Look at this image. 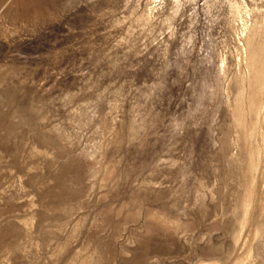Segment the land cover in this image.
<instances>
[{
    "label": "rangeland",
    "instance_id": "obj_1",
    "mask_svg": "<svg viewBox=\"0 0 264 264\" xmlns=\"http://www.w3.org/2000/svg\"><path fill=\"white\" fill-rule=\"evenodd\" d=\"M0 264H264V0H0Z\"/></svg>",
    "mask_w": 264,
    "mask_h": 264
}]
</instances>
